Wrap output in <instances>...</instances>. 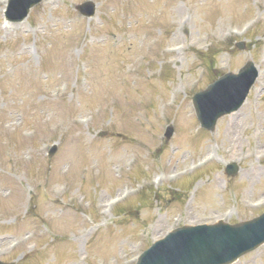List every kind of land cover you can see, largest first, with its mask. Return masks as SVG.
<instances>
[{"label":"rangeland","instance_id":"1","mask_svg":"<svg viewBox=\"0 0 264 264\" xmlns=\"http://www.w3.org/2000/svg\"><path fill=\"white\" fill-rule=\"evenodd\" d=\"M82 1L42 0L6 27L0 15V245L7 240L0 259L133 264L176 226L216 216L233 223L263 211L264 0H93L96 13L89 19L73 8ZM3 5L0 0V12ZM256 21L253 32L236 39L245 50L217 51L215 58V68L224 71H235L248 56L254 60L260 75L252 95L213 133H196L186 99L190 89L207 84L208 74L193 50L213 47ZM164 45L171 56L160 52ZM166 76L172 80L163 82ZM168 85L171 92L180 86L178 93H168ZM19 113L25 121L15 126ZM169 121L174 133L165 141L161 132ZM52 141L59 148L48 158ZM222 146L230 154L224 156ZM213 154L237 160V175L228 178L218 160L196 166ZM144 166L153 173L134 180ZM162 171L195 173L172 182L194 189L176 201ZM142 190L151 199L135 210ZM155 190L161 191L152 198ZM123 194L124 210L112 211L116 204L109 201ZM44 225L28 250L32 238L24 236ZM234 264H264V246Z\"/></svg>","mask_w":264,"mask_h":264},{"label":"water","instance_id":"2","mask_svg":"<svg viewBox=\"0 0 264 264\" xmlns=\"http://www.w3.org/2000/svg\"><path fill=\"white\" fill-rule=\"evenodd\" d=\"M168 252L171 253V254L174 253L173 250H167V251L161 252V255H166ZM182 254H184V253H182ZM150 261H151V258H148V261L147 262H143L141 264H148Z\"/></svg>","mask_w":264,"mask_h":264}]
</instances>
